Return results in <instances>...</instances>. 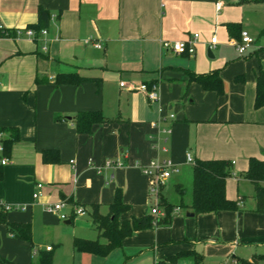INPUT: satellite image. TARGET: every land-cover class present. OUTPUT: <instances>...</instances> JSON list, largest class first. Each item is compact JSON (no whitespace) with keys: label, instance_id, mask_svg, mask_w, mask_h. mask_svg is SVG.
Masks as SVG:
<instances>
[{"label":"crops","instance_id":"crops-1","mask_svg":"<svg viewBox=\"0 0 264 264\" xmlns=\"http://www.w3.org/2000/svg\"><path fill=\"white\" fill-rule=\"evenodd\" d=\"M39 5L49 11V26L46 35L32 39L24 29L37 24ZM249 9L256 11L258 31L264 28V1L255 0H0V128L16 127L19 135L8 155L0 152L8 158L0 164V203L20 206L5 211L8 222L31 226V240L25 241L0 223V259L36 264L38 251L53 254V244H34L32 239L35 227L46 229L60 220L45 209L48 203L66 201L63 211L69 210V218L62 221L72 224L76 216L91 217L93 206L107 214L120 189L130 206L120 219L150 213L135 210L148 202L144 197L141 202L132 200L145 189L132 161L156 157L170 159L179 169L166 182L176 177L178 201L164 196L166 184L159 193L174 205L171 222L135 231L120 248L131 242L152 244L153 251L159 250L152 264L182 250L201 254L202 264L223 259L243 264L264 253V210H256L254 186L243 176L249 158L264 160V106L254 108L256 75L259 68L264 73V41L240 56L231 44L238 39L227 31L228 23L238 25L237 35L250 30L244 22ZM194 33L199 38L191 55L162 45L187 40ZM214 35L217 42L210 48ZM98 42L101 47L95 45ZM209 48L212 57L207 55ZM227 48L235 54H225ZM215 69L223 80L220 94L188 81L189 71ZM67 74L84 80L55 83L57 76ZM143 84L157 85V101L146 99L139 89ZM80 111H101L111 120L93 124L90 134L78 133L72 117ZM159 119L170 129L168 135L160 134L158 145L165 152H154L148 141L157 138L153 123ZM0 133V139L11 136L7 130ZM43 150L51 151L52 161H43ZM187 153L194 163L230 161L232 175L226 179L225 194L238 202L236 210L194 213V164L186 162ZM106 157L116 158L119 167L97 173L93 162L101 164ZM186 165L190 187L180 178ZM37 183H42L41 195L34 199ZM75 206H83L86 213L75 215ZM158 207L162 217L163 208Z\"/></svg>","mask_w":264,"mask_h":264},{"label":"trees","instance_id":"trees-1","mask_svg":"<svg viewBox=\"0 0 264 264\" xmlns=\"http://www.w3.org/2000/svg\"><path fill=\"white\" fill-rule=\"evenodd\" d=\"M264 1V0H255ZM37 24L31 28L38 33L40 29L48 28L50 14L42 6L37 8ZM227 31L231 36L240 39V31L236 23H228ZM260 34L264 35V28ZM188 81L198 83L203 90L222 93L223 80L219 69L207 73L187 72ZM84 80L83 77L74 75L57 76L56 84H79ZM38 82V80H37ZM151 85V84H150ZM149 85V86H150ZM264 106V73L259 68L256 75V87L254 108ZM58 119L59 117L56 116ZM73 123L78 133L90 134L91 127L95 123L109 122L111 119L105 117L101 111H80L72 117ZM10 131L11 136L7 139H0L2 145L1 153L8 155L13 143L18 140V130L16 127L0 128V132ZM50 150L42 151L44 162L52 161ZM57 153V150H53ZM1 174V173H0ZM232 175L231 163L225 159L196 160L192 167V196L190 207L195 214L216 213L219 211H234L238 208L236 200L228 199L225 194V182L227 177ZM243 176L250 180L254 186L256 210H264V160L254 157L249 158L248 168ZM157 204L163 208V216L156 217L151 213H146L139 217L129 219H120V215L127 212L130 208L123 201L120 189H116L113 201L110 203L108 213L103 215L99 212L97 206H93L91 211L92 222L106 242H100L98 239L89 240L74 238L73 248L77 252L92 254L105 257L114 249L122 246V241L131 236L135 231L152 229L158 226H167L171 222L174 205L167 199L158 195ZM152 206V205H151ZM6 210L0 208V223L4 224L7 231L15 238L30 241L31 226L29 223L8 222L6 219ZM53 254L48 251H38L36 264H52ZM3 264H13L5 259H0ZM243 264L264 263V254L257 255L252 261L242 260ZM202 264V255L194 250H182L166 258L159 259L155 264Z\"/></svg>","mask_w":264,"mask_h":264},{"label":"rangeland","instance_id":"rangeland-1","mask_svg":"<svg viewBox=\"0 0 264 264\" xmlns=\"http://www.w3.org/2000/svg\"><path fill=\"white\" fill-rule=\"evenodd\" d=\"M244 13L246 14V19H244V22L249 28H251L250 30L248 31L245 30V31L249 32L248 34L253 39L252 47L253 46L259 47V44L264 41V35L260 34V31L262 28L259 29L258 31L259 26L256 25L257 24L256 11L253 9H249V10H246ZM227 50L228 51H224L225 54H230V55L235 54L232 49L227 48ZM213 51L216 55L219 54V48H216ZM247 51H245L242 55H244ZM144 95L146 97L145 93ZM155 140L156 138H148L149 145L154 150V152H157V143L155 142ZM106 159L115 161V163L117 162L116 158H110V157H106L105 159H103V161ZM149 161L150 160L139 161L135 159L132 161V164L137 165L141 173V178L145 182V187H142V188H145L144 194H143L144 196L143 195H138L137 197L134 196L132 197V200L134 202H141L140 199L144 197L145 202L146 201L148 202L147 203L148 205L145 207L144 206L135 207V210L139 212L138 214L150 211L151 209L150 205L154 204L156 201V197L154 196V193L150 191V184H151L150 179L146 174L143 173L141 169V166L147 164ZM99 165L100 163L98 164V163L93 162V167L95 168V171L97 173L101 172L97 170V167ZM114 167H119V166H114ZM189 170H190V165H186L182 169V175L180 178L186 180L184 182L188 183L190 187ZM175 178L176 177H172V180H170L166 184L163 190L164 196H168L173 203H176L178 201V195L173 186V182H175L174 181ZM6 205H8L10 209H14L16 207L20 208V206H17V205H11L7 203ZM66 212L69 214V210H66ZM54 214L56 217H58L57 213H54ZM74 236L82 237L85 239L99 238L100 242H105V239L102 236L98 235L97 230L89 215L82 216V217L76 216L72 224H65L62 220H58L57 222H54L52 225H50L46 229L44 228L38 229L37 227H35V235H34V238L32 239H33L34 244H38V243L49 244V245L53 244L54 257H53L52 264H152L153 260L158 258L159 250L153 251L152 244L139 246V245H136L135 242L125 244L123 245L122 248L113 250L109 255L105 257L90 256V255H86L82 253H76L73 251V247H72V240ZM127 239H131V238L128 237ZM58 243L59 245H56ZM164 248H162V250ZM261 254H264V253L260 252L258 255H261ZM179 264H183V263H179ZM204 264H227V262L224 259L220 263H217V262L214 263L213 260H210L208 261V263L205 262Z\"/></svg>","mask_w":264,"mask_h":264},{"label":"built area","instance_id":"built-area-1","mask_svg":"<svg viewBox=\"0 0 264 264\" xmlns=\"http://www.w3.org/2000/svg\"><path fill=\"white\" fill-rule=\"evenodd\" d=\"M216 9L218 10L221 6V2H217L216 4ZM24 34L28 37H31L32 39H35L38 35H46L47 34V29L43 28L36 33L32 28H26L24 29ZM199 38L198 33H194L192 37H190L187 40H178V41H172L168 42L165 41L162 43V45L167 48L171 49L173 52L177 54H193L195 52V45L196 42ZM216 36H212L210 38V48L216 44ZM231 44L235 47L236 51L238 54L242 55L245 51L251 49L252 44H253V39L250 37L247 31L241 30L240 31V39L239 40H231ZM97 47H101V44L98 42L95 44ZM45 49V47H43ZM121 86H123V83H120ZM140 90H142L145 94L146 97L149 101H157L158 100V92H157V85L152 84L150 86L147 85H141L139 87ZM173 115L170 114V118H172ZM161 120L159 119L157 122L153 123V127L156 128L157 130V138L155 142L157 143V148L165 152L166 148L159 146V140H161L160 134L168 135L170 133V129L168 127H164L161 125ZM1 137V133H0ZM2 151V145L0 143V152ZM8 162V158L4 156H0V164L4 165L5 163ZM70 162L73 163L71 160ZM186 162L190 164H194L193 157L187 153L186 154ZM121 162L117 161H111L109 159L104 160L98 167L97 170L101 171L104 168H111L116 165H119ZM141 169L144 174H146L149 179H150V191L154 193V196L156 197V201L154 204H152L150 213L153 214L156 217H159L161 212L157 204V198L160 193L161 187H163L167 180L170 178V176L173 173L178 172V167L175 163H173L170 159H161V158H153L151 159L147 164L142 165ZM37 191L33 193V198L37 199L41 195L39 192V189L42 187V183H37L36 184ZM67 205L66 201L64 200H59L54 203H48L45 205V209L47 211L57 213L58 218L60 220H65L69 218V215L63 211V208ZM0 208H3L4 210L10 209L8 205L6 204H1L0 203ZM73 213L75 215H83L86 213V210L83 206H75L73 208ZM51 247L48 246L46 247L47 250H49ZM186 264V263H183Z\"/></svg>","mask_w":264,"mask_h":264},{"label":"water","instance_id":"water-1","mask_svg":"<svg viewBox=\"0 0 264 264\" xmlns=\"http://www.w3.org/2000/svg\"><path fill=\"white\" fill-rule=\"evenodd\" d=\"M207 55H208L209 57H212L211 49H210V48L207 50ZM187 215H188V216H193V213H187ZM67 222H68V221H67Z\"/></svg>","mask_w":264,"mask_h":264}]
</instances>
